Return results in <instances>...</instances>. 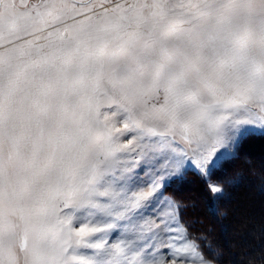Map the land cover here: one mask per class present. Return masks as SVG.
Masks as SVG:
<instances>
[{
  "label": "snow or ice",
  "instance_id": "6c2138e0",
  "mask_svg": "<svg viewBox=\"0 0 264 264\" xmlns=\"http://www.w3.org/2000/svg\"><path fill=\"white\" fill-rule=\"evenodd\" d=\"M254 132L264 0H0V264H216L165 193Z\"/></svg>",
  "mask_w": 264,
  "mask_h": 264
},
{
  "label": "trees",
  "instance_id": "16d2710c",
  "mask_svg": "<svg viewBox=\"0 0 264 264\" xmlns=\"http://www.w3.org/2000/svg\"><path fill=\"white\" fill-rule=\"evenodd\" d=\"M251 141H255L256 144H263L264 135L260 133L251 134L243 143L236 157L226 159L211 173V179L223 185L225 199L214 197L208 190V182L210 181H206L193 172H189L182 180H177L170 185V191L174 197L186 206L183 218L190 225V231L193 234H203L207 237V241L202 240L201 245L208 243L211 249L204 247L203 250L207 256L213 257L218 264H264V251H261V254L257 257L253 255L245 256L241 250L242 247L235 246L234 250L233 247L228 245L218 226V224L224 225L227 223L224 213H229L230 206L235 199L232 195L235 194L237 189L242 191L245 183L250 184L251 182L250 170L253 168L249 160L251 156L245 151V146ZM259 184H264V174L256 182V186ZM199 189L203 190L201 194L204 196L205 201H199L195 195L185 196L184 194L190 190L198 192ZM207 213L210 218L204 216ZM231 236L233 237V234ZM249 247L248 249H251ZM262 248L264 249V245ZM231 254L235 259L230 257Z\"/></svg>",
  "mask_w": 264,
  "mask_h": 264
},
{
  "label": "rangeland",
  "instance_id": "374dc122",
  "mask_svg": "<svg viewBox=\"0 0 264 264\" xmlns=\"http://www.w3.org/2000/svg\"><path fill=\"white\" fill-rule=\"evenodd\" d=\"M256 133L259 132H254L252 134ZM245 151L251 156H249V160L254 168L250 170L251 182L250 184L245 183L242 191L241 189L235 191V194L232 195L235 199L233 198L234 201L232 200L233 204L230 206L229 213H224L227 223L224 225L218 224V226L221 233L224 235V239L227 240L228 245L233 247L234 250L235 246L239 248L242 247L241 250L244 252L245 256L253 255L257 257L261 254V251H264L262 248L264 245V184L256 186V182H258L264 174V143L256 144L255 141H251L245 146ZM228 158H232V156L226 155L222 157V160L225 161ZM208 180L212 184H218L223 187L220 182L211 179V174ZM201 193H203L202 189H199L198 192L190 190L184 194L185 196L195 195L199 201H205ZM165 195L178 201L170 191V186ZM214 197L225 199L224 187L223 192L214 195ZM208 215L207 213V215L204 216L210 218ZM232 234L233 237L231 236ZM248 247L251 249H248ZM230 257L235 259L233 254H231ZM216 264L218 263L216 262Z\"/></svg>",
  "mask_w": 264,
  "mask_h": 264
}]
</instances>
